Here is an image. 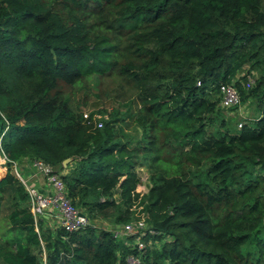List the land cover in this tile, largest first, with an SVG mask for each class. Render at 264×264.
<instances>
[{
    "label": "trees",
    "instance_id": "16d2710c",
    "mask_svg": "<svg viewBox=\"0 0 264 264\" xmlns=\"http://www.w3.org/2000/svg\"><path fill=\"white\" fill-rule=\"evenodd\" d=\"M57 1L0 0V222L6 189L16 194L0 264H43V253L45 264H128L137 254L140 264H264V79L250 89L241 75L264 62V0H60L113 9L111 28L128 36L132 62L87 17L65 20ZM118 65L140 104L142 146L119 134L118 112L84 118L59 88ZM230 83L241 101L257 97L258 115L236 132H211L220 85ZM19 158L66 170L67 196L89 224L72 233L43 229V218L35 225L11 168ZM141 164L152 180L144 251L92 223L130 221Z\"/></svg>",
    "mask_w": 264,
    "mask_h": 264
},
{
    "label": "rangeland",
    "instance_id": "374dc122",
    "mask_svg": "<svg viewBox=\"0 0 264 264\" xmlns=\"http://www.w3.org/2000/svg\"><path fill=\"white\" fill-rule=\"evenodd\" d=\"M54 9L65 19L69 20L73 16H85L87 17L86 23L90 24L91 31L97 34H104L110 37L113 43H116L119 47L120 61L130 60L136 61L137 59L129 52V40L128 36L120 34L116 30L111 28L110 23L114 18V10L104 6L101 9L97 8H83L73 7L69 4L63 3L58 0L54 3ZM119 67H113L109 73L105 75L94 76L89 79L82 80L78 84H65L59 83L61 94L70 99V106L72 109L80 111L82 114L95 115L101 117V120L107 121L111 116L118 112L119 115L124 117V121L121 122L119 127L120 132L130 138L129 147H135V143L140 139L141 146L145 144L146 138H142L141 128L138 127L134 120L140 118L139 113V101L131 83L119 75ZM241 75L250 76L254 81L251 86L264 79V62L258 65H252L250 62L241 70ZM253 87H250L253 88ZM264 88V85L262 86ZM261 91V90H260ZM257 97L250 96L240 101V104L234 106L232 109L219 108V112L216 114V120L207 126V129L211 132H215L221 128L228 129L230 132H236L239 129L240 123H246L252 121L254 117L258 115L256 112ZM129 138H124L126 141ZM176 143L172 144V146ZM140 147V146H138ZM5 164H0V168H3ZM2 170V169H0ZM0 171V176L6 174ZM137 172L141 178V183L137 188V192L140 194L139 198L133 203L131 208V218L129 223H134L141 226L142 230L146 231V234L153 231L148 223L146 213L143 210L142 197L147 193L149 187L152 185L150 179L151 171L146 164H141L137 167ZM59 173V172H58ZM15 191L9 187L6 189L4 198L2 200V220L0 222V245L1 234L6 227V215L10 210L11 204L14 202ZM20 204V203H19ZM23 205V203H22ZM92 223L102 229L111 230L116 227H120L122 223H116L108 220H93ZM129 244L133 246L135 244L136 235L129 236ZM133 238V241L130 239ZM142 242L145 241L142 239ZM146 244V243H145ZM146 245H150L148 242ZM44 263V253L42 255Z\"/></svg>",
    "mask_w": 264,
    "mask_h": 264
},
{
    "label": "built area",
    "instance_id": "2783aa9c",
    "mask_svg": "<svg viewBox=\"0 0 264 264\" xmlns=\"http://www.w3.org/2000/svg\"><path fill=\"white\" fill-rule=\"evenodd\" d=\"M245 80L246 87H250L254 81L250 76H246ZM220 95L221 99L219 106L221 108L228 109L240 104V93L233 83L221 84ZM83 117L88 118V114L84 113ZM97 118L100 119L101 117L99 116ZM242 124L243 123H240L239 127H241ZM98 126H101V123H98ZM0 161L3 163H7L8 161L3 153L1 145ZM32 163L39 174L43 176L45 183L53 190L51 194H42L34 188L29 187L26 189L28 194L27 206L33 216L34 224L36 225L44 216H51L58 219L60 228L67 233L85 228L89 224V220L82 211L72 204L67 196L66 185L61 175L51 165L41 160H32ZM16 175L19 177L17 171ZM110 231L115 238L122 239L126 246H130V244L125 238L136 235L135 245L138 250L144 251L146 245L142 242V237L146 235V231L142 230L141 226L127 222ZM127 262L128 264H140V255H129L127 257ZM43 264H45V257Z\"/></svg>",
    "mask_w": 264,
    "mask_h": 264
},
{
    "label": "crops",
    "instance_id": "0c3cea01",
    "mask_svg": "<svg viewBox=\"0 0 264 264\" xmlns=\"http://www.w3.org/2000/svg\"><path fill=\"white\" fill-rule=\"evenodd\" d=\"M0 164H5V166H3V168L0 169H3L4 172L5 169L7 171L6 163L0 161ZM66 165L67 164L65 165L63 164L64 167ZM11 168H12V172L21 181L25 189L29 187L34 188L42 194H51L53 192L52 188L45 183L43 176L39 174V172L36 170L31 159L19 158L18 160L12 162ZM16 171L19 174V177L16 175ZM63 172H66V170L59 172V174L61 175ZM4 175L5 174H2L0 177H3ZM40 221L42 222L43 229L45 230L46 229L56 230L60 228L58 219L54 217L44 216L43 219H41Z\"/></svg>",
    "mask_w": 264,
    "mask_h": 264
},
{
    "label": "water",
    "instance_id": "95a60500",
    "mask_svg": "<svg viewBox=\"0 0 264 264\" xmlns=\"http://www.w3.org/2000/svg\"><path fill=\"white\" fill-rule=\"evenodd\" d=\"M68 162H69V159H66V160L63 161V164L65 165V164H67Z\"/></svg>",
    "mask_w": 264,
    "mask_h": 264
},
{
    "label": "bare ground",
    "instance_id": "6f19581e",
    "mask_svg": "<svg viewBox=\"0 0 264 264\" xmlns=\"http://www.w3.org/2000/svg\"><path fill=\"white\" fill-rule=\"evenodd\" d=\"M3 170V169H2Z\"/></svg>",
    "mask_w": 264,
    "mask_h": 264
}]
</instances>
